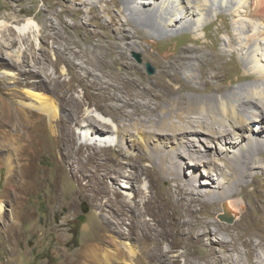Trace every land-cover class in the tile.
I'll return each mask as SVG.
<instances>
[{
  "label": "bare ground",
  "instance_id": "1",
  "mask_svg": "<svg viewBox=\"0 0 264 264\" xmlns=\"http://www.w3.org/2000/svg\"><path fill=\"white\" fill-rule=\"evenodd\" d=\"M53 1L61 6L62 0ZM84 1L93 4L104 0ZM122 7L124 17L136 26L141 25L152 38L189 30L195 42L205 33V24L219 12L232 15L233 37L224 41V51L234 49L245 74H252L254 78L227 90V74L221 67L212 68L211 79L220 77L218 84L209 89L206 87L204 94L196 95L181 94L184 87L180 85L174 88L179 91V98H172L152 92L154 87L173 90V84L166 82L162 74L149 87L147 78L137 72L134 82L142 86V91L134 95L136 99L120 89L118 79H108L98 62L112 57L110 43L109 52H103L102 60H98L94 56L87 57L85 52L75 51L72 46L78 47L77 43L59 37L58 32L53 31L54 36H51L50 31L57 30L52 22L40 27L33 17L22 23L16 22L14 17L0 20V165L7 166L5 182L10 188L9 193L0 195V214L2 203L8 202L15 208L14 219L28 218L30 214L21 210L26 196L46 185L52 192L49 203L64 202L59 182L69 179L63 169L66 161L73 159L77 167L70 169L69 173L77 188L69 205L77 203L76 195H80L87 197L100 210L98 214L103 219L120 217L130 221L131 229L139 230L137 237L153 243L146 256L154 264H175L178 261V254L170 255L171 250L179 246L174 239L180 242L195 239L202 243L205 238H208L209 256L190 264H200V260L204 264H264L258 253L256 262L252 261V253L264 246V235L255 231L248 239L242 240L237 232V221L244 203L234 198L238 191L242 194V183L249 182L251 174L248 172H264V162L256 157L257 151L264 150V0H122ZM44 40L57 45L53 49L54 58L44 55L33 58L30 54L28 59L27 51L33 50L34 44L39 50ZM29 41L34 44L29 45ZM122 41L125 48L141 53L132 36L122 38ZM146 43L155 45L153 40ZM1 48H5V57ZM125 56L121 54L114 59V64ZM75 59L82 61L75 65ZM196 59L197 54L178 58L172 68L199 87ZM42 60L51 64V73L44 71L45 65L35 67ZM204 62L207 68L213 64L211 60ZM60 63L64 66L61 71ZM75 68L84 75V78L77 79L76 85L96 90L104 102L94 105L97 116L92 115L90 107L82 109L83 104L73 96L76 85L70 80H62L65 72L72 73L75 78L79 74ZM88 77H92L89 84L86 83ZM64 111L68 113L66 116H63ZM105 114L112 118L109 125L105 122ZM76 131L84 137L78 145ZM135 147L138 153L134 155L132 150ZM89 149L92 156L80 159L83 151ZM110 152L115 154L116 160L107 156ZM46 154L54 157L52 162L55 165V174L49 184L44 169L36 173L38 157ZM95 155L103 156L104 161L93 165L98 166L93 170H87ZM144 162L149 165H143ZM126 166L130 171L124 175ZM187 167L189 179L184 182L182 172ZM212 171L216 173L215 179L211 178ZM160 175L167 184L166 196L153 190L154 180L161 178ZM142 176L149 182L147 193L136 185ZM120 177L125 180L121 204L128 210L116 209L110 216L108 212L102 213L101 208L114 206L117 198L115 184ZM107 181L111 186L106 185ZM143 193L146 194L140 196V200H135ZM209 200L213 208L207 215H215V218L204 222L201 209H195V206L200 201ZM259 211L258 215L263 219L264 204ZM150 221L155 222L156 233ZM115 235L114 232L107 240L114 242ZM252 237L257 239L254 244ZM99 238L101 236L94 234V240ZM125 244L123 255L126 253L134 258L136 251L130 243ZM240 247L247 251H241ZM90 249L81 254L84 261L98 259L100 263L133 264L131 258L118 260L114 255L108 257L106 251L97 258V252L91 255Z\"/></svg>",
  "mask_w": 264,
  "mask_h": 264
},
{
  "label": "rangeland",
  "instance_id": "2",
  "mask_svg": "<svg viewBox=\"0 0 264 264\" xmlns=\"http://www.w3.org/2000/svg\"><path fill=\"white\" fill-rule=\"evenodd\" d=\"M54 3L53 0H0V20L7 21L9 18L14 17L16 22L22 23L27 18L33 17L32 19L40 27L52 22L57 27V30H51V34L55 31L58 32L59 37L66 38L68 41H75L78 45V47L72 46L75 51L85 52L87 57L94 56L98 60H102L103 52H109L110 43L112 46V57L107 58V61L98 62L105 69L108 79H118L120 89L128 96L135 97L134 95H137L136 93L138 91H142V86H137L135 83V73L137 72L147 78L146 85L149 87L151 85L153 86L157 76L162 74L166 82L168 81V83L173 84V90L167 91L160 87H154V91L152 92L166 94L172 98H179V91L174 90V88L180 85L184 87L181 94L196 95V93L204 94L206 87L209 89L210 86L218 84L221 80L220 77L211 79L212 68L221 67L222 72L227 74L228 78L225 81L227 90L238 84L247 83L254 78L252 74H245L244 66L234 49L230 48L224 51V41H228V39L230 40L233 37V16L225 12H219L217 17H213L211 21L206 23L204 26L205 33H202L197 42H195L193 33L189 30H181L174 35H163L152 38L145 33V29L141 25L136 26L132 20L124 17L125 12L122 7V0H104L93 4H88L84 0H62L61 6H57ZM59 22H62V25ZM6 35L11 34L7 33ZM51 36H54V34ZM131 36L138 42L141 53H136L131 49L125 48L122 38H130ZM150 40H153L155 45L150 46L146 43ZM44 41L40 46L41 51H39L40 49L37 50L35 44L29 41V45H34L33 50L27 51L28 59L30 54L33 55V58H40L42 57L41 55L47 56V58L50 57L51 59L54 58L53 49L57 45L52 44L51 40ZM98 44L102 46H98ZM4 49L1 48L3 56L5 57L6 52ZM121 54H125L126 58L121 59L118 64H114V59H118ZM196 54L197 62L195 64L201 82L199 87L192 84L184 75L172 68V65L177 63L176 59L192 57ZM163 55L164 57H162ZM136 56L139 57V60L136 59ZM87 59L85 58L84 60ZM206 60H211L213 62L212 66H208L207 68V64L204 62ZM81 61L82 59L73 60L74 64H78ZM112 62L113 67L111 66ZM30 63L31 60H29ZM42 65H45V72H52L51 64L49 62L46 63L44 60L38 65H35V67H41ZM147 65L153 68V73L149 74L147 72ZM61 67H64L63 63H60L59 71H61ZM200 67L203 68V72L200 71ZM87 68L91 69V66ZM75 69L79 73L75 78L72 73L65 72L62 80H70L72 84L76 85V82H78L77 79L84 78V75L78 68ZM95 73L97 75L100 74L99 71H95ZM175 78H177L179 83L175 81ZM91 80L92 77H88L86 83L89 84ZM204 82H207V85ZM83 87L85 86L83 85ZM83 87L81 88L76 85L73 96L83 104L82 109L86 106L90 107L89 109L92 115L97 116V113L94 112V105L99 101L101 105L104 102L96 90ZM67 114V111L63 112V116ZM105 115V122L108 125L111 124V116L109 114ZM76 132V142L78 145L84 141V137L79 131ZM110 153L107 156L112 160L114 158L116 160L115 154ZM137 153L138 149L136 147L133 148L132 154L135 155ZM82 154L80 155V159L84 160L89 155L92 156L93 152L89 149L84 150ZM256 157L264 162V150L257 151ZM53 159V156L46 154L39 156L37 161L38 171L36 173L39 174L40 169H44L47 184L52 181L53 175L55 174L53 173L55 166L52 162ZM103 159V156L95 155V157L91 158V163L87 170H93L94 167H98L93 165L103 162ZM66 162L63 170L69 179L59 182V188L62 190L60 196L63 195L64 202L60 204L49 203L48 199L49 196H52V192L46 185L42 190L40 189L37 192L29 193L26 196V201L21 207V210L30 214L28 218L14 219V206L8 202L2 203V211L0 214V264H82V262L83 264H115L107 261L100 263L98 259L95 261L91 259L90 261H84L81 254L91 247V255L95 254L94 251H96L97 258H100L102 253L106 251L105 253H107L108 257L114 255L118 260L131 258L133 264H154L146 256L147 252L153 246V243L137 237L139 230L134 227L131 229L130 221L127 219L122 220L120 217L103 219L98 214L100 210L96 209L87 197L80 195H76V197L78 196L77 203L75 202L69 205L74 191L77 188L73 183L69 170L72 168L75 169L77 163H73V159L72 161L68 160ZM142 164L149 165L147 162ZM99 168L101 169V167ZM129 171L130 168L126 166L123 169L124 175L129 174ZM188 171L189 169L187 167L182 172V180L184 182L189 179L188 175H186ZM211 173L213 174L211 178L215 179L216 173L213 171ZM6 175L7 166L5 164L0 165V195L3 192H10V188L5 182ZM248 175L249 182L242 183L244 186L242 194L238 191L234 196V198H239L244 203V207L240 210L237 221V232L241 234L243 241L248 239L255 231H260L264 235V216L261 219L258 215L260 213L258 210L264 204V172L251 173L250 171ZM123 181H125L124 178L120 177L117 184H115L117 198L114 200V206L102 207V213L108 212L107 214L112 216V211L116 209L121 208L120 210L123 212L124 210H128L127 206L121 204L123 200L121 192L124 190ZM201 181L202 179H199V182ZM106 185L111 186L110 181H107ZM136 185L143 192L147 193L149 182L145 176H142ZM153 185V190L166 196L167 184L162 176L158 180H154ZM240 189L241 187L238 188V190ZM146 193L137 195L135 200H140V196ZM208 202L200 201L195 206V209H201L200 216L204 222L213 221L215 218V215L213 217L207 215L213 208V205L210 204L212 201L209 200ZM150 224L153 232L156 233L157 226H155V222L150 221ZM114 232L117 233V235L113 236L115 241L110 243L107 237L111 236V234L113 235ZM93 233L101 236V238L94 240ZM123 234L126 235L125 238ZM207 239L205 238L202 243L196 242L195 239L189 242H184V240L180 242V240L174 239L179 244L178 247H174L170 252L171 256L179 255L178 261L175 264H190L192 261L209 256L210 252L207 247ZM251 241L254 244L257 242V239L252 237ZM125 243H130L136 251L134 258L132 256L128 257L126 253L123 255ZM165 247L164 245L163 248ZM240 249L241 251H247V249L242 247ZM244 253L243 260L246 261V258L244 259ZM256 253L264 259V246L252 253L253 262L257 260L255 256L258 254ZM232 254L235 255L236 253ZM200 264H204V262L200 260Z\"/></svg>",
  "mask_w": 264,
  "mask_h": 264
},
{
  "label": "water",
  "instance_id": "3",
  "mask_svg": "<svg viewBox=\"0 0 264 264\" xmlns=\"http://www.w3.org/2000/svg\"><path fill=\"white\" fill-rule=\"evenodd\" d=\"M136 59L139 60V57L136 56ZM146 68H147V72H148L149 74L153 73V68H152L150 65H147Z\"/></svg>",
  "mask_w": 264,
  "mask_h": 264
}]
</instances>
